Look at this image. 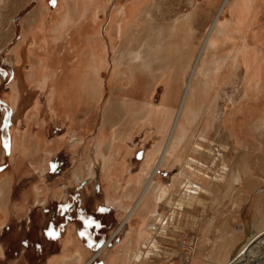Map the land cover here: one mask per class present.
<instances>
[{"label": "bare ground", "instance_id": "bare-ground-1", "mask_svg": "<svg viewBox=\"0 0 264 264\" xmlns=\"http://www.w3.org/2000/svg\"><path fill=\"white\" fill-rule=\"evenodd\" d=\"M7 1L8 0H0V7ZM260 1L261 0H227V10L230 12V17H226L224 21L214 23L211 26L207 42L202 47L197 43L196 37L194 38L196 35L195 22L199 14L198 5H196L191 11L178 16L176 19H172L168 28L171 31L162 33L166 36L161 38L155 45L143 44L139 48L131 49L126 46V41H128L127 39L130 37L129 34H131L129 32L131 25L133 26V24L139 23L138 20L141 19V16L149 12V8L145 7L147 1L140 0L132 7L135 20L133 22H128L126 29L118 31L121 43L120 47L114 50L112 61L108 63L106 57L102 54L106 51L105 46L103 49L96 47L101 40V36L99 37L98 35L99 31H97L96 28L93 32L86 35L88 45H91L88 49L89 60L86 61L87 63H82L81 61L78 66L77 74L72 76L68 75L69 77L66 78H63V76L61 79L58 75L54 76L56 72L51 71L49 68V64L52 62L53 58H50L51 56H49L47 52L39 54L34 48L30 47L31 45L25 46L26 36L31 34L36 24L39 22L41 23L42 20L44 21L45 16L51 12L48 7V0H40L36 6V13L28 18V27L23 28L21 32L22 41L16 44L7 58V62L16 69V80L11 96V100L14 104V115L16 116V114L21 111V107L24 105L23 99L27 100L29 91L30 89L32 90L35 83H38L40 89L48 92L46 93L44 107L47 106L50 111L59 105L77 101L86 104V102L82 100L81 88H85L84 92H87V94H90L94 98L101 95V90H103L101 88V72L107 69L109 65L112 66V72H110L112 74L110 80V85L112 87L117 85L119 88H125L126 85L134 84L133 80L137 77L138 73H148L150 79L147 81L144 90L146 93V100L142 102L136 115L139 119H143L146 125H153L152 128L154 132L161 139L157 140V136L152 135L154 138L153 145L152 148L149 149L148 159L141 168L145 175L142 177L141 181L144 185H138L137 187L129 185V179L131 177H128L126 190L123 191L122 198L115 197L114 195V191H117L120 187V172H123L125 169L124 166L127 161L126 157L129 151V145H126L125 141L131 139L136 127H138L135 126L138 122L131 123L130 120L119 130L114 131L113 135H111L110 132V135L106 136L107 123L111 118L114 119L113 117L115 116H111V113L114 114L117 111L113 103L110 102L104 114V125L100 127L96 135L97 150L94 153L97 157V161H99L101 165L102 179L106 181L108 189H112V192H110L112 194H109L108 198L114 199L119 209L122 210L123 215H126L125 220H123L119 227L123 228L126 223L129 221L134 222L135 219L141 220L145 225H147L151 219L154 221H162L164 218H170L173 222L179 210L185 212V217L189 216V212L192 213L194 208L200 209L204 207L206 210L207 204L204 203V196L213 192L210 191L214 188L213 185L215 181L213 180L217 177L219 180L225 179L226 176L224 172L222 173L221 171L225 170L227 167H230L231 171H233L236 164V161L228 156L231 145L226 142H219L216 137L210 140L211 134L216 131V127H220L226 137L237 139L238 129H233V126L237 127L239 124L237 123L236 126L234 120L237 118L235 116L239 115L240 117V111L244 110V105L250 103V107L252 106V102H248L247 99L255 96L259 102V98L264 96V78L261 77L260 80L255 79L257 74V63L252 58V53L250 52L254 49V46L250 48L251 46L249 44L253 32L252 25L254 24L252 15L254 13L251 7L254 5L259 6ZM97 3H99V0H59L58 8H64L65 12L59 22L60 24L53 28V33L61 36L63 31L69 30V28L65 27H71L74 23L80 22L82 18L84 19L87 16H92L94 18L96 12H92L91 10L95 8ZM98 6L99 5H97V7ZM245 29L247 34L244 33ZM242 31L243 35L246 34V36H244L247 37V40L239 48L241 57L237 58L236 54L234 56L230 54L229 51L231 50H227L226 46L230 44L229 41L237 38L236 34ZM151 38L149 39L151 40ZM139 42L140 40L138 43ZM1 47L2 46H0V50L2 49ZM260 47L261 46L258 48L260 49ZM256 49L257 48L254 50L258 51ZM25 63H28V72L22 68ZM260 63V66L264 68V62L260 60ZM48 68L50 70H48ZM223 71L226 74V85L232 84L234 85V89L240 86L241 89H239V94L241 95L242 102H240V100L235 101V95L231 93L228 94L226 98V101H231L229 107L227 106L226 109H218V95H215L213 90L220 87L219 76ZM4 75L5 72L0 71V77ZM236 79H238L237 82ZM236 83L238 84L236 85ZM160 84H163V92L159 103L155 104L153 98ZM50 85H52L51 89L49 88ZM36 105L40 107L43 106L38 102ZM252 107L248 108V120H244L247 126L244 127L241 124L239 125V130L240 132L243 131V129L245 130L249 127L250 123L257 131L263 133L264 110L261 111L260 108V110H258L256 107ZM244 116H241V123ZM250 116H252V118H250ZM257 116L260 118L254 121L253 118ZM141 121L139 122L141 123ZM152 136L148 135V137ZM164 139L168 142L165 149L162 147ZM26 142L27 136L24 137V142L22 143V146L25 148L27 147ZM16 144V140L13 138V151L15 150ZM3 153L4 152L0 149V158ZM245 155L246 154L243 153L239 155L238 158ZM238 158H236L237 161ZM91 164H93L92 161ZM174 166L178 169L179 176H175L177 181L173 182H185L187 185H190L192 190L175 194L157 180L158 171L160 169L163 167L173 168ZM78 173L82 175V177L84 176L83 171L78 170ZM93 173V168H91L89 175L93 176ZM118 173H120L119 176ZM147 174L148 176H146ZM146 177L147 180L145 181ZM232 178L235 179V181L237 180L236 175H233ZM133 187L134 189H138V191L133 190ZM142 187H145L146 190L140 191L139 189H142ZM11 190L12 174H8L3 177L0 183V216L5 213L4 208L9 199ZM180 193L181 196L179 195ZM202 193L204 194L202 195ZM165 200L169 204L170 211L167 213H159L157 207ZM164 226L165 225L156 227V225H154L155 230L157 229L155 233L150 229L149 231L147 228L146 230L142 228V231H140L129 227L131 229L130 232L128 231L129 235L119 243L116 252L117 255L111 258V261L109 260L110 263H143L147 260L148 254L155 251L151 250L150 246H159L158 243L161 240L159 237L163 235L162 230ZM177 229L176 226L172 225L169 231L175 232L178 231ZM204 232L205 230L198 236L202 239L198 250L202 249V243L206 241L207 243L211 242L208 241L209 239H205L204 241ZM73 235L68 236V244L78 241ZM79 244L82 246L80 242ZM105 247L106 245L103 246L101 250L105 249ZM80 249H83V247ZM198 250L195 248L193 256H196ZM245 251H248V254L243 258L244 260L240 262V264H264V228L253 232L250 239L238 249L235 255L222 264H229L232 261H236L244 255L243 253ZM82 260V255H75L69 258L68 262L69 264H76L80 263ZM193 261L194 258L190 257V263H193Z\"/></svg>", "mask_w": 264, "mask_h": 264}, {"label": "crops", "instance_id": "crops-1", "mask_svg": "<svg viewBox=\"0 0 264 264\" xmlns=\"http://www.w3.org/2000/svg\"><path fill=\"white\" fill-rule=\"evenodd\" d=\"M48 4L49 6L51 5L50 0H48ZM56 4H57V0H56ZM57 9L58 8L54 9V11L56 12L55 14H57L60 11L59 10L57 12ZM104 9L105 7L97 8L96 10L97 16L95 19L89 16L84 18L82 22L80 21L74 23L72 25L73 27L72 26L68 27L69 30H66L65 37L58 40L53 39V24L51 23L41 24L35 30L33 37L29 36L27 42H29V44L32 45V47H34V49H36L39 54H42L43 52H47V54L51 56L50 58H53L52 62L49 64V68L51 69V71L54 68H56L53 71L57 72L58 74H62V75L71 74L70 73L71 70L75 69L76 65H79L81 61L82 63H87L86 61L89 60L88 49L91 47V45H88V41L86 40L87 38L86 35L90 34L91 32H93L94 29L97 28L96 30L99 31L98 35L99 37L101 36V40L98 42L96 47L103 49L105 46L106 51H104L102 54L103 56L106 57L109 63L113 59L112 57L114 54V50L118 48V46L114 44V41L120 40L118 37V31L123 30V28L117 23L114 24V22H112L114 19L117 20L119 19V16L116 13H114L115 11L110 14V18L108 22H106L105 24H101L100 18L103 17V14L101 12L102 11L105 12ZM35 11L36 8L29 16L35 14L36 13ZM144 15L147 16L148 14H143L142 16ZM22 26L23 25L21 23V29ZM169 26H170L169 24H157V23L149 22L148 20H146V22L144 23L139 22L137 24H133V26L131 25V29L129 30L131 34H129L130 37L129 39H127L128 41H126L127 42L126 46L131 49L132 48L135 49L141 47L143 44L155 45L161 38H164L166 36L163 35L162 33H168L171 31L170 29H168ZM21 29L18 37L21 34ZM236 36H237L236 40L229 41L230 44H227L226 49L231 50L229 51L231 55L234 56L236 54V57L239 58L241 57L240 55L241 51H239V48L243 45V41H241L238 34H236ZM195 37L196 35L194 36V38ZM149 38H151V40ZM139 40L140 42L138 43ZM21 41L22 40L19 37L17 43H20ZM253 44H250L251 46L250 48H253L252 47ZM55 47H60L62 49L60 54L55 53L54 51ZM68 59L69 60L72 59L71 65L66 63ZM59 67L62 68L61 71H58ZM49 68L48 70H50ZM108 68L110 69V66ZM104 70H102V72ZM149 79H150V75H148V73H140V74L138 73L137 77L133 80L134 84L126 85L125 88H119L117 85L114 87H110L111 88L109 92L110 98L107 107L110 102L113 103L115 100H119L118 97H124L123 105L127 115L126 124L130 120H131L130 122L133 123L132 122L133 117H137L138 120L136 121L138 123H136L135 125L138 127H136L135 132L132 135L131 139L125 141L126 145L129 144L128 146L129 151L126 157L127 161L124 166L125 169L123 170V172H120L121 173V176L119 177L120 187L117 190L120 192L126 190L128 177L129 178L131 177L129 179L130 180L129 185L132 186L134 185V187L135 186L137 187L138 185L140 186L144 185L141 181H142V177L145 175L143 174V170H141V168L143 167L145 161L148 159L149 151L147 152V154H145V152L147 148L148 149L150 147L152 148L154 138L153 136L148 137V138H152V142L148 139L143 138L145 130L148 128V126L145 124L143 119L138 118L136 113L140 109L142 102L146 100V93L144 90L146 88V83ZM162 88H163V84H160V86H158V89L156 90L155 93V97H154L155 102L161 99L163 92ZM159 90H160V95H158ZM40 98L43 99L41 96ZM252 106L255 107V104H252ZM56 109H62L66 111L68 113L67 114L68 120L57 118L58 116L52 114V110H50L48 113L45 112L44 115L48 114L49 116H56V118L54 117L55 119H53L54 121L53 129L54 132L57 134H58V129H61L63 131L65 129V126H67L69 134L66 139V142L67 145H71L72 147L70 154H66V155L63 154L64 151L63 149L62 150L57 149L58 151L48 152V156L45 159L46 162H48L47 166L46 163L44 164V168L47 169V170L45 169L46 170L45 175L46 174L51 176L61 175V177H63L62 166L66 164V161H68V164L70 162L73 165L83 163L80 166H78L76 169L77 171L81 170L84 172L83 177L79 173H76V171H75V175L72 173L73 179L74 176H76L77 174L76 177L78 178V180L81 179L83 180H81L80 182H77V180H75L76 183L71 182L70 184L67 183L59 184L58 186L59 191L57 192H59L60 194L59 195L60 199H56L47 205L50 207V209L48 212L45 213L44 217L42 218L41 221L42 236L40 235L38 238H35L38 239L35 246H32V244H27L25 238H23L22 242H20L22 246L18 248L5 247L4 242L2 243L3 241L2 236L6 233L4 230L10 228V226H7L6 223H7V219L9 218V214H8L10 207L9 199L11 198L13 192L11 190V194L4 208V212L6 213V218L2 219L1 221L2 225H0V264H69L68 259L74 257L75 255H82L83 257V260L80 263H76V264H105V260H104L105 258H106V264H112L110 263L111 261L110 259L113 258L115 255H117L115 245L121 242L123 231L125 230H123L121 233H119V235H117L118 237L117 240L114 242V244L110 241L111 239L109 238L113 234V232H115L116 234L118 230L117 229L118 226L121 225L124 219H123V215L122 214L120 215L119 212L120 209L116 201L114 199L112 200L108 198V195L112 194L110 193L112 192V189L111 188L108 189L107 185H105V190L107 191L106 202L111 204H107L103 199V195H104L103 192L105 191L103 188V184H101V180L99 178L101 173V165L99 161H97V157L95 156L94 153L97 150L96 137H95V141L93 142V153H91L92 156L90 155L89 152L90 149H92L90 147L92 144V140L94 139V135L101 126L97 129V131L95 132L92 138H89V140H87L88 135H85L84 142L81 144H77L75 146L72 142L73 140L72 136L74 134L83 135L85 134L86 130L89 132L91 129L90 128L91 120H88L89 124L87 125L86 119L84 118L79 119V117L83 116L82 115L83 112L79 111L73 105L70 107H62V108L56 107L55 109H53V111H56ZM93 111H95V102H94ZM72 112L76 113L75 117L71 114ZM240 113L241 114L243 113L242 110L240 111ZM243 116L244 119L242 118V123L241 120L238 121L234 120L236 126L237 123L239 125L242 124V126L244 127L247 126L245 125L244 120H248L249 110L243 113ZM250 118H252V116H250ZM139 121H141V123ZM70 123H72V125ZM102 125H104V122ZM239 125L237 127L233 126V129L235 128L238 129V136H236L237 139L229 138L230 141H228V143L231 145L229 151L232 153L233 156L232 158L236 161V164L234 166L235 169H233L234 172L231 171L230 167H227L225 170L221 171L222 173L224 172V175L226 176L225 179L219 180V178L217 177L215 178V180H213L215 181L213 185L214 188H212L210 191H215L220 193L219 195L220 198L214 199V201L211 203L209 201L210 198L208 194L207 196L206 195L204 196V203L207 204V209H206L207 213L208 211L212 212L213 207L215 208L229 207L231 209H239L238 212H234V211L232 213L226 212V215H222V216L209 215L205 217V215H200V216L194 215L202 220H200L197 224L196 222H191L192 219H190V222H185V224H184V220L182 221L183 223H181V225L182 224L185 225L187 231L193 230L192 227L197 225L195 228L197 234L200 231L202 233V231L205 230L204 241L205 239H209L208 241L211 240V242H213L215 240H213L212 238H217L219 235H222L224 232H226L227 240L229 241L233 240V242L231 245L228 246V248L224 252L220 253V255L222 254V256H218L217 259L214 260V257H212L213 254L210 253L212 251L210 250L211 245H208L211 244V242L207 243L206 241L205 243H202L203 245V247L201 246L202 249L198 250V248H200V242L202 241V239L198 237L199 238L198 243L196 244V248L198 250L196 254L197 256L194 257L193 263L190 264H211L210 262H207L209 260H211V262L215 264L217 263L222 264L228 261L231 257H233L236 251L241 247V246L239 247V245L244 241L245 238H247V233H245V230L248 228V226L249 228L247 232L251 236H252L251 233L253 231L254 232L258 231L264 227V167H262L264 166V151L262 150V145H261L262 144V139L260 135L261 133L260 131H257L253 125H250V123H249V127H247L245 130L243 129V131L240 132ZM120 128L121 127L114 128L115 129L114 131L119 130ZM156 136H157L156 137L157 140L161 139L160 137H158L157 134ZM60 139L62 138L54 135L51 136L50 139H41V141L38 143L39 144L38 150L35 148L32 149L33 151H30L28 153L30 154L32 153L34 158L36 154L40 152L41 148L43 147L42 145L44 143L46 146L53 149L54 147H56V144L60 143L61 141ZM167 143H168L167 140L164 139L162 143L163 149H165ZM27 144H28V140H27ZM131 148L133 150H131ZM0 149L2 150V152H4L3 148L0 147ZM23 149L24 152L28 150L27 147L26 148L23 147ZM72 149L74 150L82 149L84 150V154L89 153L88 154L89 156L84 155L81 157L78 153H76L75 156L74 151ZM245 149H247L248 151ZM242 152L244 153L248 152L249 154L247 157V161L249 164H251L252 168L247 173L244 171V168L238 167V162L242 157H239L238 161L234 158L237 155H241L239 153ZM71 154H73L74 156H72ZM33 158L30 159L35 160ZM89 158L93 164H91ZM74 161L76 162L74 163ZM87 161H89V163ZM91 168H93V172H95L93 173V175L95 174L93 179L86 178L87 175H89ZM175 168L176 166H174L171 171L175 170ZM176 170L177 171L172 179L170 186H168L171 181V178L169 177L170 171L168 170L162 171L161 175H162L163 184L161 182L159 174L157 180L161 182L163 186L165 185V187H167V189L172 192L178 193L182 191L192 190V188H190V185H187L185 182L183 183L173 182V181H177L175 179V176L177 175L179 176V171L177 168ZM120 173H118V176L120 175ZM233 175L237 176L236 181L235 179L232 178ZM146 176H148V174ZM146 180L147 177L145 178V181ZM54 185L57 184L44 183V186L42 184H38L36 185V190L40 186H43V188L44 187L52 188L55 187ZM134 187L132 189L138 191V189H134ZM139 190L144 191L146 190V188L142 187V189L140 188ZM62 191H64L65 193L62 194ZM228 193H232V194H228ZM231 199H233L234 207L236 208L232 206ZM47 206L45 209L46 211H47ZM247 207L251 212L250 216L245 215L244 209ZM210 208H212V210H210ZM207 213L205 212V214ZM27 219L29 220L28 225L30 226V224L32 223V217L28 216ZM219 230L221 232H218ZM164 231H162V234L165 233L167 234V231L166 232ZM49 233L52 234L50 235ZM43 234L45 238H43ZM70 235L75 236L77 240L82 244V246L80 244L78 245V241L71 242L68 244L67 243L69 239L68 236ZM181 238L182 236L178 237L176 243H178ZM30 239L34 240V237L33 236L30 237ZM218 239L220 240V237ZM106 241L107 243H105ZM104 243L108 244L109 247L108 251L104 253L103 252L104 249H103L101 253H98L99 249H101L105 245ZM176 243L173 242L174 245ZM56 244H58V247H54ZM158 244L159 246L162 245V249L164 248L163 243H161L160 245L159 242ZM159 246L158 247L150 246L151 250L153 251L155 250V251L148 254L147 260H145L143 263L140 264H170L173 262H174L173 264H175V262L179 263V261H177L178 258L174 256L173 258L163 257L162 259L165 260L156 258L159 257L158 255ZM81 247H83V249H80ZM172 249H176V248L172 247ZM152 254L155 255L157 254L158 256L152 259L151 258ZM150 258L152 259L151 261L149 260ZM117 264H123V263L118 262Z\"/></svg>", "mask_w": 264, "mask_h": 264}, {"label": "rangeland", "instance_id": "rangeland-1", "mask_svg": "<svg viewBox=\"0 0 264 264\" xmlns=\"http://www.w3.org/2000/svg\"><path fill=\"white\" fill-rule=\"evenodd\" d=\"M39 1L38 0H8L3 6L0 7V46H2L1 47L2 49L0 50V71L5 72V75L0 77V147L4 149V153H3V155H1V158H0V183H1V180L3 179V177L7 176L8 174H12V187H13L12 188L13 192H12L11 198L9 199V206H10L9 207V213H8L9 218L7 219V223H6L7 226H10V228L4 230L6 233L2 236V239H3L2 243L4 242L5 247H11V248H14V247L18 248V247L22 246L20 244V242H22L23 238H25V241L27 244H32V246H35L37 241H38V239H35V238H38L40 235L42 236V231H41L42 218L44 217L45 213L48 212L50 209V207L47 205L56 199H60L59 198L60 194H59V192H57V191H59V189H58L59 184H61V183L70 184L71 182L76 183L75 180H77V182H80L81 180H83V179L78 180V178L76 177L77 174H76V176H74V179H73V175H72V173L75 175V171H76V173H78V171L76 169L78 166H80L79 165L80 163L77 165H73L70 162L68 164V161H66V164L62 166L63 167V171H62L63 177H61V175H56V176H53V175L51 176V175H47V174L45 175V172L47 169L44 168V164L46 163V166H47L48 162H46L45 159L48 156V152L58 151L57 149H60V150L63 149L64 150L63 154L66 155V154H70L71 147H72L71 145H67V142H66V139H67L68 134H69L67 126H65V129L63 131L61 129H58V134L55 133L54 129H53V122H54L53 119H55L56 116H58L57 118H60L63 120H68L67 119L68 113L62 109H56V111H53V109H52V112H54L52 114L56 115V116H49L48 114L44 115L45 112L46 113L49 112L48 107L47 106L44 107L45 106L44 104L46 102V93H48V92H46L43 89H40L38 87V83H35L34 86L32 87V90L30 89V91H29V95L27 97V100L23 99L24 105H22L21 111L18 112V114H16V116L14 115V108H13L14 104L11 100V96L13 93V86H14V83L16 80V69L14 68L13 65H11L9 62H7V58L9 57L11 50L16 46V43L18 42L19 37H20V39L22 38V33L18 37V35L20 33V29H21V23L23 25L22 29H21V32H22L23 28L28 27V25H29V23H28L29 19L28 18L30 17L29 15L34 11V9L36 8ZM139 1L140 0H99V3H97L95 8L92 9L91 11L97 13V11H96L97 5H99L97 8H99V7L104 8L105 7V9H104L105 12H103V11L101 12L103 14V17L100 18L101 24H105L106 22H108L109 18H110V14L115 11L114 13H116L119 16V19L118 20L114 19L112 22H114V24L117 23L123 29H126L127 23L130 21L133 22L135 20L134 11H133L132 7L135 3L139 2ZM146 1H147V4L145 5V7L149 8V12L146 13L148 15L142 16L141 19L138 20V22H146V20H148L149 22H153V23H157V24H169L172 21V19L178 18V16H180L186 12L191 11L193 7H196V5H198V11H199L198 13L199 14H198L197 20L195 22V27H196V41H197V43L200 44L201 47L204 46L207 42V38L210 34L209 31L211 29V26L214 23L224 21L226 19V17L227 18L230 17V12H229V10H227V0H146ZM58 2H59V0H57V4H56V0H50V3H51L50 6L53 9H51L49 4H48V7L51 10L50 14L45 16L44 21L42 20L41 23L40 22L37 23L34 30L37 29V27L41 24H46V23L50 24L51 23V24H53V28L60 24L59 22L61 21L62 15L65 12V9L64 8H58ZM55 8H58L57 12L60 10L57 14H55L56 13L54 11ZM251 9L254 13V14H252L253 18H254V24L252 25L253 32H252V35L250 37L251 41L249 42V44L254 43L253 44L254 49L257 48L256 50H258V51H255L254 49H252L250 52L252 53L251 54L252 58L257 63L256 64V67H257L256 73L257 74L255 76V79L260 80L261 77L264 78V68H263V66H260V64H261L260 60H262V62H264V0H261L259 2V6L254 5L251 7ZM95 15L97 16V14H95ZM96 16L94 18L91 16V18L95 19ZM87 17H89V16H87ZM14 19H15V21H14ZM82 21H83V18H82L81 22ZM65 28H68V27H65ZM34 30L31 31L32 33L30 32L31 34H28L26 36L27 38H25V42H26L25 46H30V44H29V42H27V40L29 39V36L33 37V34L35 32ZM107 31H109V30H107ZM65 33H66V31H63V34L61 36L55 35L53 33V39L54 40L61 39V38L65 37ZM123 33H124V31H123ZM244 33H246V29H245ZM246 34H244V35L246 36ZM238 35H239V38L243 41V43L247 40V37H245L243 35V31L240 32ZM118 37H119V33H118ZM235 40H236V38H235ZM120 43H121L120 40L114 41V44L116 46H118V48L120 47ZM257 46L258 47L261 46L260 49ZM30 47H32V45ZM32 48H34V47H32ZM61 50L62 49L60 47H55V49H54L55 53H57V54H60ZM260 51H261V53H260ZM66 63L71 65L72 59H70V60L68 59ZM27 66H28V63H25V64H23L22 68H23V70L28 72ZM78 66L79 65H77L76 67L74 66L75 69L71 70V72H70L71 74H63V75L60 74L59 75L56 72L54 74V76L58 75V77H60L62 79L63 76H64L63 78H66V77L75 75L78 72ZM109 66H110V69L109 68L105 69L101 74V81H102L101 88L102 89L104 88V89L101 90L102 93H101V95H99L100 97L98 96L99 97V98H97L98 100L96 98L92 97L90 94H87V92H84L85 88H81L80 91L82 92V100L84 102H86V104L77 101V102H72V103H67V104H62V105L57 106V107L62 108V107H70L73 105L79 111L83 112L82 113L83 116L79 117V119H83V118L86 119L87 125L89 124L88 120H91V127H90L91 129L89 132L86 130L85 134H83V135L82 134H79V135L74 134L72 136L73 137L72 142L75 146L77 144H81L84 142L85 135H88L87 140H89V138H92L93 135L95 134V132L97 131V129L100 126L102 127L103 122H105L104 121V114L108 108L107 104H108V101L110 98L109 92L111 90L110 87H112L110 85V80H111V76H112V74L110 72H112L111 71L112 66L111 65H109ZM61 70H62V68L59 67L58 71H61ZM27 72H25V73H27ZM53 72H55V71H53ZM254 73H255V71H254ZM225 79H226V74L223 71L222 74L219 76L220 87L213 90L214 94L218 95V98H217L218 99V109H222V108L226 109L227 106L229 107V104L231 103V101H229V100L226 101V98H227V95L231 94V93H234L235 101L240 100V102H242V98L240 97L241 95L239 94V91H240L239 89H241L240 86H237L236 89H234V85H232V84L226 85L225 84ZM237 81H238V79H236V82ZM237 84L238 83H236V85ZM49 88L51 89L52 85H50ZM118 92H121V91H118ZM30 93H31V95H30ZM158 93H159L158 95H160V90ZM40 96L43 99H41ZM30 97H32V98H30ZM118 98H119V100H115L113 102V106H114V108H116L117 111L114 114L111 113V116H114V115L115 116L113 117L114 119H112L110 117L111 120L107 123V126H106L107 129L105 132L106 136H109L110 132H111V135H113L114 130H115L114 128L122 127L124 124H126V121H127V119H126L127 115H126L125 109L123 107L124 106L123 105L124 97H118ZM95 99H96V101H95ZM153 100H154V98H153ZM247 100H248V102H252V104H255V107L258 110H260V109H261V111L264 110V96H261L259 98V102L255 96L250 97ZM35 101H36V103L37 102L39 104L41 103V105H43V106L40 107V106L36 105ZM159 101H157V102L154 101V103L157 104V103H159ZM94 102H95V111H93L94 110ZM244 106H245V107H243L244 110L242 111L243 113L247 112L248 108H251L250 103L248 105H244ZM71 114L74 117L76 115V113H73V112ZM241 116H243V114H240V117H239V115H236L235 116L237 118L236 120L237 121L241 120ZM259 118L260 117L257 116V117H254L253 120L256 121ZM136 121H137V118L133 117L132 122L136 123ZM70 124L72 125V123H70ZM115 126H117V127H115ZM147 126H148V128L145 130L143 138L145 137V139H148L152 142V138H148V135L154 136V135H156V133L154 132V130L152 128L153 125H147ZM216 128L217 129H215V130L217 132L215 131L211 134L210 140H212L213 138L216 137L217 140H219V142H226L227 144H229L228 141H230V139L228 138V136L226 137V135L224 134V132H222V129L220 127L219 128L216 127ZM99 129H98V131H99ZM97 132L94 135V139L92 140V144L90 147L92 149H90V151L88 150L90 152V155H91V153H93V142L95 141V137L97 135ZM53 135L59 136L60 138H62V139H60L61 140L60 143L56 144V147L51 149L50 147L43 144L42 145L43 147L41 148L40 152L38 154H36V156L34 158H33L32 153L31 154L28 153L30 151H33L32 149L39 148L38 143L41 141V139H50V137ZM146 135H147V137H146ZM260 135H261V139H262V144H261L262 150L264 151V132L263 133L261 132ZM25 136H27V140H28V144H27L28 150L26 152L23 151L24 149L22 146V143L24 142ZM13 138H15L16 143H17L14 151L12 150L13 149L12 148ZM149 149L147 148L145 154H147ZM72 150L74 151L75 156H76V153H78L81 157L84 155L89 156L88 155L89 153L84 154V150H82V149H79V150L72 149ZM131 150H133V149L131 148ZM245 150H247V149H245ZM245 150H244V152H245ZM244 152H242V153H244ZM242 153H239V154H242ZM244 154H246V155L239 160L238 167L244 168V171L247 173L252 167H251V164H249L247 161V157L249 155L248 152H246ZM71 155L74 156L73 154H71ZM228 156H229V158L233 159L232 153L230 151L228 152ZM238 156L239 155H237L234 158L236 159V158H238ZM30 158H33L35 160H32ZM89 161H90V158H89ZM89 161H87V162L89 163ZM75 162L76 161H74V163ZM88 166H89V164H88ZM95 167H97V166H95ZM262 167H264V166H262ZM163 170L170 171L169 177L171 178V181H170V184L168 185V186H170L172 179H173L177 170L175 168V170L171 171L172 168H166V167H163L162 169H160L158 174L160 176L161 182H162V175L161 174H162ZM44 176H46V177H44ZM94 176H95V174L93 176L87 175L86 178L93 179ZM99 178L101 180V184H103V188L105 191V192H103V194H104L103 199L106 202L107 191L105 190V186H104V185H106V181L102 179L101 173H100ZM44 183L45 184L46 183H54L57 185H54L55 187H52V188H45L44 187L45 188L44 189L43 188ZM38 184H42L43 186H40L36 190V185H38ZM162 184H163V182H162ZM63 193H65V192L62 191V194ZM123 193L124 192L114 191L115 197L122 198L121 196L123 195ZM172 193L176 194L177 192H172ZM10 194H11V192H10ZM203 194L204 193H202V195ZM228 194H232V193H228ZM179 195L181 196V193ZM219 195H220V193L215 192V191H213L211 194L209 193L208 194V196L210 198L209 201L212 203L214 201V199L220 198ZM206 196H207V194H206ZM234 198H235V195H234ZM231 200H232L231 201L232 206L234 207V201H233V199H231ZM210 202H209V204H210ZM106 203L111 204L108 202H106ZM46 206H47V211L45 210ZM174 208H175V206H174ZM234 208H236V207H234ZM157 210L159 211V213H167L168 211H170V207H169L168 202L165 200L160 206L158 205ZM210 210H212V208H210ZM238 210L239 209H231L229 207H223V208L213 207V211L212 212L208 211V213H207L205 208L201 207L200 209L194 208V211L192 213L189 212V210H188L190 215L187 217H185L184 211L179 210L180 214L178 213L176 215V218H175V220H173V222L170 218L162 219L163 223H162V221H157V220L154 221L153 219H151V220H149L147 225H145L141 220L135 219L136 221L135 220H134V222L129 221L128 223H126L123 226V228H120L119 226H121V225H119L117 228L118 230L115 229V230H117L116 234H115V232H113V234L110 236L109 239H111L110 241L114 244V242L117 240V237H118L117 235H119V233H121L123 230H125V231H123L121 241L124 240L125 237L127 235H129V232L131 231V229L129 227H132V228L140 230V231H142V228H144V230H146V228H147L148 230L150 229L155 233V232H157V229L155 230L154 225H156V227L157 226L162 227L163 225H165L163 227L162 231H164V229H165V232L167 231V234L165 233L161 237H159L161 239L160 245H161V243H163V247H164L163 249L164 250L162 249V245L159 246V250H158L159 257H156V256H158L157 254L156 255L152 254L151 258L153 259L156 257V258L162 259L163 257L173 258V256H174V257H177L178 258L177 261H179V263L175 262V264H190V257L191 258L195 257V256H193V254L195 253L196 244L198 243V236L201 233V231L197 234V232L195 231V228L197 225L193 226V227L191 226L193 230L187 231L186 227L184 225L185 222H190V219H192L191 222H196V224H197L200 220H202V219H199L197 216H194V215H198V216L205 215V217L209 216V215L222 216V215H226V212L232 213L233 211L238 212ZM119 212H120V215L121 214L123 215V212L121 209L119 210ZM205 212L207 214H205ZM244 212H245L246 216H250V214H251L248 207L244 209ZM28 216L32 217V223L30 224V226L28 225V222H29V220L27 219ZM3 218H6V213H3V215L1 214L0 225H2L1 221ZM125 218H126V215H123L124 220H125ZM183 220H184V224L181 225V223H183L182 222ZM171 224L173 226H176L178 228L177 230H179V231H175V232L169 231L170 227L172 226ZM125 227H126V229H125ZM248 228H249V226H248ZM248 228L245 230V233H247V238L244 239V241L239 245V247L242 246L245 242H247L249 240V237L251 236L247 232ZM201 230H202V228H201ZM218 232H221V231L219 230ZM253 232L251 234H253ZM30 234H31V236H30ZM32 236L34 237V240L30 239V237H32ZM180 236H182V238L180 239V241L178 243H176L177 238ZM219 237H220V240L218 239ZM43 238H45L44 234H43ZM43 238H41V239H43ZM212 239L215 240L216 242L213 241V242H211V244H208V245H211L210 250H212V251L210 253L213 254L212 257H214V260H215V259H217L218 256H222V254L220 255V253L224 252L228 248V246L232 244L233 240H231V241L227 240L226 232H224L222 235H219L217 238H212ZM173 242L176 244L174 245ZM105 243H107V241ZM119 243H117L115 245L116 252H117V247H118ZM78 245H79V242H78ZM105 245H106V247L103 251L104 253L106 251H108V249H109L108 244H105ZM54 247H58V244H56ZM172 247H175L178 250L172 249ZM142 248L146 249L145 247H142ZM101 249H99L98 253L102 252ZM151 258L149 259L150 261L152 260ZM104 260H105V264H106V258ZM162 260H165V259H162ZM207 262H210L211 264H215V263H212L211 260H209ZM173 263H170V264H173ZM217 264H219V263H217Z\"/></svg>", "mask_w": 264, "mask_h": 264}, {"label": "water", "instance_id": "water-1", "mask_svg": "<svg viewBox=\"0 0 264 264\" xmlns=\"http://www.w3.org/2000/svg\"><path fill=\"white\" fill-rule=\"evenodd\" d=\"M247 248H249V247H247ZM247 252H248V251H245V252L243 253L244 255H242L240 258H238L239 260H238V259H237V260L235 259L236 261H232V262L229 263V264H238V263L240 264V262H242V261L244 260L243 258L248 254Z\"/></svg>", "mask_w": 264, "mask_h": 264}, {"label": "snow or ice", "instance_id": "snow-or-ice-1", "mask_svg": "<svg viewBox=\"0 0 264 264\" xmlns=\"http://www.w3.org/2000/svg\"><path fill=\"white\" fill-rule=\"evenodd\" d=\"M50 235L52 234V233H49Z\"/></svg>", "mask_w": 264, "mask_h": 264}]
</instances>
